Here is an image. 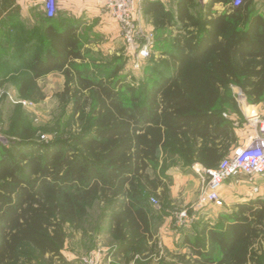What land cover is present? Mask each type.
I'll use <instances>...</instances> for the list:
<instances>
[{
	"label": "trees",
	"instance_id": "1",
	"mask_svg": "<svg viewBox=\"0 0 264 264\" xmlns=\"http://www.w3.org/2000/svg\"><path fill=\"white\" fill-rule=\"evenodd\" d=\"M218 1L198 15L191 11L195 0L178 1L179 32L138 86L123 75V57L110 64L90 59L77 21L44 14V26L1 33L0 86L10 82L20 99H38L39 79L61 71L66 80L57 98L72 102L79 125L37 143L36 129L20 124L17 140L0 142V264L47 255L70 264L62 253L66 226L99 202L118 241L112 254H142L154 215L167 213L169 203L158 210L151 197L168 198L170 170L215 168L239 144L235 120L225 112L241 113L238 89L253 103L264 101V15L255 0L215 14ZM141 5L155 27L175 17L160 0ZM234 209L188 239L190 257L181 262L264 264V198Z\"/></svg>",
	"mask_w": 264,
	"mask_h": 264
},
{
	"label": "rangeland",
	"instance_id": "2",
	"mask_svg": "<svg viewBox=\"0 0 264 264\" xmlns=\"http://www.w3.org/2000/svg\"><path fill=\"white\" fill-rule=\"evenodd\" d=\"M255 1L264 2V0ZM194 13L198 15L200 10L195 9ZM140 27L144 34L154 37L155 46L152 58L145 60L138 70L133 68L132 50L128 43L124 41L121 28L120 35L112 40L97 38V40L92 42L85 41L84 49L88 51L90 59H97L96 63L107 62V64H110L113 63L115 57H123L126 62L123 75L126 74L127 80L131 79L130 83L138 86L141 79L146 75V70L152 61H160L164 57L162 51L166 49L167 43L170 42L174 35L173 29H169L168 27H154L150 29H146L141 25ZM175 29L178 30V27ZM64 79L66 80L65 76ZM39 85L41 87V96L33 100L20 99L18 90L7 87L0 88V142L3 144L7 145L9 139H18L15 133L16 128L20 124L24 127L32 126L36 129L34 139L37 143H48L56 137H66L71 133L77 132L79 121L78 116L72 117V102L63 103L57 98V93L64 89L65 82L63 88L55 84V80L51 83L44 82ZM234 96L237 101V110H240L241 113H236L231 109L226 111L225 115L232 116L237 127L243 129L242 138H240L243 140L249 133L248 119L252 111L264 113V101L257 104L253 103L239 89L235 90ZM253 106H257V108ZM166 181L169 187L168 198L161 201V199L152 196L151 199L153 197L156 199V202L151 200L152 207L161 210L162 205H166L167 202L169 203L167 211L170 210L173 213L186 211L192 221L193 218L190 216V213L196 209L201 195L206 190L208 182L206 176L200 178L197 187L194 183L185 184L190 202H186L181 196L180 200H176L173 203L171 200V185L173 186V180L171 178ZM235 184V180L228 182L227 189L229 190V194L233 192L242 198L244 196V194H241L243 190L239 189L238 193H236ZM263 193L261 195L253 194V198L259 196L264 198ZM104 207L105 204L103 202L95 203L89 209L88 215L81 221L76 222L74 226L70 224L66 226V240L62 253L70 264H86L85 258H95L98 264H160L172 258L177 261L175 263L181 262L180 256L182 255L179 253L175 254L174 251L162 250V248L156 245L157 239H153L152 235L149 236L146 250L142 254L139 255L131 252L123 256L113 255L111 251L118 245V241L110 230L106 212H103ZM202 210H215V207L208 205L203 207ZM154 217V221L157 220V224L154 225L156 228L162 222V219L157 215H154ZM31 264H59V261L56 257L51 259L47 255L43 260L33 261Z\"/></svg>",
	"mask_w": 264,
	"mask_h": 264
},
{
	"label": "crops",
	"instance_id": "3",
	"mask_svg": "<svg viewBox=\"0 0 264 264\" xmlns=\"http://www.w3.org/2000/svg\"><path fill=\"white\" fill-rule=\"evenodd\" d=\"M44 1L45 0H0V35L1 33L8 31L16 32V27L18 29L22 27V32H26L34 27L44 26L46 24V20L42 18V16L46 14L44 10ZM57 1L58 11L56 16L66 17L68 20L67 22L70 20L72 22H79V30L83 32V39L85 41L92 42L97 40V38L112 40L120 35V26L118 22L109 13L103 12L100 4L96 0ZM160 1L164 4L167 10H170L175 14L171 23H167L165 27L173 29V34L176 35L179 32V29L177 30L175 28H179L181 25L176 17L179 0ZM209 2L210 0H195L196 7L191 8V11H194L195 9L205 11ZM230 6V4L221 0L215 2L211 9L215 14H221L227 11ZM256 8L262 15H264V2H256ZM139 24L146 29L155 27L151 14L145 11V8H143L142 5ZM3 41H5L4 38L0 36V44L3 43ZM53 80H55V84L59 85L60 88H63L65 82L64 75L58 70L51 71L41 77L39 79V84L44 82L51 83ZM1 87L17 90V87L10 82H5L0 88ZM253 107L257 108V106ZM235 132L238 136V143H240V141H242L240 138H242L243 129L236 127ZM205 169L206 168L201 163H194L191 167H186L184 169L174 167L170 170L169 173L173 180V186L171 185V200L173 203L176 200H180L179 198L181 196L184 198L183 200L190 202L185 184L194 183L197 187L200 178L204 177ZM240 179L243 180L237 181L236 179H228L225 181L222 187V196L224 198L223 206L212 205L215 207V210L210 211L195 209L190 213L193 220L188 224H181L179 222L177 212L173 213V211L170 212V210L166 211L168 213L162 217V222H160L156 228L153 227L152 229L153 239H157V242H155L156 245L159 248H162V250L166 249L172 252L174 251L175 254L179 253L180 255H186V257L189 258L191 248L187 240L193 238L205 223L217 222L222 216L233 214L236 212L234 208L237 203L252 199L253 194L261 195L263 193L264 176L258 179L259 193L254 191L253 185H251L245 178ZM233 180L236 182L234 185L236 193H238L239 189L243 190V193L240 192L241 194H244L242 198L233 192L229 194L227 184L229 181L232 182ZM175 262L177 261L172 258L167 259V262L165 263L184 264L183 262ZM248 264L252 263L249 262Z\"/></svg>",
	"mask_w": 264,
	"mask_h": 264
},
{
	"label": "built area",
	"instance_id": "4",
	"mask_svg": "<svg viewBox=\"0 0 264 264\" xmlns=\"http://www.w3.org/2000/svg\"><path fill=\"white\" fill-rule=\"evenodd\" d=\"M103 12L109 13L120 25L124 41L128 43L133 54V68L138 70L142 63L152 57L155 40L152 35L143 33L139 25L141 4L144 0H96ZM245 0H231L232 7H239ZM44 10L48 17H54L58 11L57 0H45ZM249 133L223 158L217 167L205 169L204 176L208 182L206 190L200 197L196 209L208 205L223 206L222 187L226 180L245 178L255 192L259 191L258 179L264 176V113L252 111L248 119ZM156 202L153 197L151 199ZM178 213L181 224L190 223L186 211ZM86 264H98L95 258H85Z\"/></svg>",
	"mask_w": 264,
	"mask_h": 264
}]
</instances>
